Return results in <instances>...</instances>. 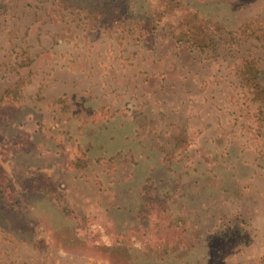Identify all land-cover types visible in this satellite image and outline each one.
<instances>
[{
	"label": "rangeland",
	"instance_id": "1",
	"mask_svg": "<svg viewBox=\"0 0 264 264\" xmlns=\"http://www.w3.org/2000/svg\"><path fill=\"white\" fill-rule=\"evenodd\" d=\"M8 1L26 28L4 31L0 0V96L23 99L0 106V264H264V133L244 102L264 72V0L216 4L235 24L208 57L188 9L202 0ZM48 23L71 26L50 37ZM55 74L94 94L91 124L66 123L85 113L65 91L51 107L49 87L67 85ZM234 151L261 164L253 184ZM242 218L219 250L204 237L171 250L162 233Z\"/></svg>",
	"mask_w": 264,
	"mask_h": 264
},
{
	"label": "trees",
	"instance_id": "2",
	"mask_svg": "<svg viewBox=\"0 0 264 264\" xmlns=\"http://www.w3.org/2000/svg\"><path fill=\"white\" fill-rule=\"evenodd\" d=\"M116 0H103L100 1L99 4L102 5H106V4H112L115 2ZM111 2V3H110ZM202 2V3H201ZM222 2V0H202L199 1L198 3H195L190 5V7L188 8L189 10H191L192 8L195 9L193 12L195 13V15H193V19H197L200 24L201 27V36L204 38V43L199 44V46H201L202 49L205 48V52L207 55H203L205 57H208L210 53L211 48L216 47L218 45V38L220 36H222V33L225 32L226 30L229 31L227 28L231 27L232 24H235L234 20L232 19L231 15H234L235 10L231 7V5L226 6L225 8H219L216 6V4H220ZM84 4V3H83ZM228 4H230L228 2ZM75 6H77L76 8L80 11H84L83 8H81L82 6L80 4H74ZM1 6V5H0ZM80 8V9H79ZM1 9L3 10V5L1 6ZM198 11V12H197ZM197 13V14H196ZM189 28V25H188ZM248 28L246 27L245 30H247ZM259 30H263V29H259ZM231 32V31H229ZM262 35H264V33H262ZM238 41V39H237ZM180 42V41H178ZM180 45V43H179ZM178 46V44H177ZM191 49V48H190ZM251 80H253V88L251 87L250 90V95L251 97L247 98L246 101H244L248 106L249 104H251L253 107L251 108L254 114L251 115L250 119L254 118V122H256L255 126H256V130L258 132H263L264 133V87L261 88L262 91L256 92L257 90V84L255 83L256 80H259L261 82H264V72L261 70H258L257 68L253 71V73L251 74ZM249 79V78H247ZM250 81V79H249ZM251 81L247 84H250ZM242 86L245 87L244 83H242ZM253 90V91H252ZM23 103V99H22V95L18 92H15L13 90L10 91H5L3 92V96H0V106L3 104H7L8 106H15L17 104H21ZM254 115V116H253ZM209 139L211 140L210 143L213 144L212 147L210 148L213 152H215V156L214 153L212 151H210V156L214 157V162L216 159V143L215 140L209 136ZM207 137H205L204 135L200 137V139H198L196 141V143L199 144H207ZM198 145H196V149L199 151V147ZM233 145V144H232ZM235 148V146H234ZM241 154L242 152L239 151V153L237 154V151H234L232 153L233 158L238 162L241 163L242 167L245 168V176H249L247 178V181L250 183H253L255 180V170L258 167H261L260 165H258V167H254L253 163H249L248 161L241 159ZM208 156V157H210ZM262 157V160H264V153L260 156ZM243 160V161H242ZM242 161V162H241ZM243 162L246 164L244 165ZM217 163V161L215 162ZM213 163V164H215ZM253 166V168H252ZM210 169V168H208ZM211 170V169H210ZM256 198V197H255ZM230 201L232 202V200L230 199ZM255 204L258 203V201L254 202ZM252 205V203H250V201H247L245 203V209L246 211L252 212L250 211V206ZM252 215L249 221L252 220ZM242 222L241 225L235 224V222L233 221H226V223H221V226H219V224H217V228L214 230V232H205V233H200L198 231L197 228H195V226H192V224H190L191 226L187 229H183V228H179V226H174L169 224L168 226L162 228V233L165 237L166 243L169 244V248L173 249H180L182 247H188L191 248L192 246H194V244L196 242H194V239L196 241V239H198L197 245L199 244V239L204 237L206 238V241L208 243V245L212 248H216V250H219V241H222L223 237L226 236L227 231H232L236 226H239V232L238 233H242L244 234V230L242 228L245 227V225H247L248 221L245 220L244 218H242L240 220ZM244 222V223H243ZM243 226V227H242ZM220 239V240H218ZM224 243L226 245L228 244H233L236 245L237 243L234 244V242H229L227 241V239L223 240ZM249 242V241H248ZM247 242V245H248Z\"/></svg>",
	"mask_w": 264,
	"mask_h": 264
},
{
	"label": "crops",
	"instance_id": "3",
	"mask_svg": "<svg viewBox=\"0 0 264 264\" xmlns=\"http://www.w3.org/2000/svg\"><path fill=\"white\" fill-rule=\"evenodd\" d=\"M8 4L11 5V7H13L14 10H12L11 7H9ZM17 11H18V9L15 8V6L11 4V1L9 2L8 0H4V12H6V14L7 13L11 14V17L14 20V21L10 20L8 22V24H6V26H4V31H5V29H6V31H7V29H11V31H13V30H24L26 28L25 24H23V23H20V27H17L18 24H19L18 21H16L19 18V17L16 16L17 15ZM37 26H38V24L33 22V24L30 25V29L31 30L37 29ZM42 26L44 27L45 25H42ZM47 26L50 29L49 36L51 37L55 33H58V36H60L61 30H67V28H70L71 24L70 23H58V24L57 23H48ZM16 28H18V29H16ZM52 49H54L53 46L51 47V45H49V51H50L49 53H51ZM63 52L64 51H59V49L58 50L56 49L54 53H58L59 55H61V54L65 55L67 51L65 53H63ZM52 79H56L57 84L59 83V81H63V80L65 82L68 81L67 80L68 78H59L56 74L54 75V77L52 75ZM65 84H67V82ZM64 86L65 87H62V86H60L58 88L55 87L56 88V89L54 88L55 90L52 89V87H49V89L47 90V92L49 93L48 100L51 103V107H56L57 105H61L60 104V98L58 97V95L62 94L63 91H65L63 96H66V101H61V103H65L64 105L67 106L68 103L74 101V102H76V105H75L76 107H75V109L70 107V110L71 111L74 110L73 112L81 110V111H83V113H85V116L84 117H80L79 121H74L76 118L73 117V119H72V117H70V119H68L66 121V123L68 125H76V124H79V123L82 124V125L91 124V120H89L88 118H90V119L94 118L95 115H96L95 111L99 110L101 108L100 105H98V104L96 105V103H95V102L99 103V101H97V99L94 98V94H90L89 95L88 92H84V91L80 92L76 88L74 90H70V89H73V87L70 86V84H67V85H64ZM75 90H77V91H75ZM52 102H53V104H52ZM89 114H91V117H87ZM86 120H88V121H86ZM100 120H102V119H96V123L99 124ZM252 168H253V166H252ZM261 168L262 167H258L257 174H260L261 172L264 173V167H263L262 171L260 170ZM248 176H249V173H248ZM248 176L246 177V180H247ZM253 181H255V180H253ZM247 183H248V181H247ZM253 183H251V184H253ZM249 186H250V184H249Z\"/></svg>",
	"mask_w": 264,
	"mask_h": 264
}]
</instances>
